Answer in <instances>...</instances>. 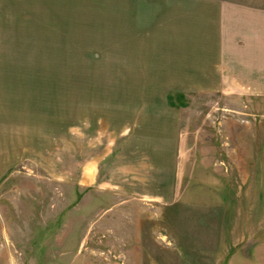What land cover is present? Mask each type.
<instances>
[{
  "label": "rangeland",
  "instance_id": "374dc122",
  "mask_svg": "<svg viewBox=\"0 0 264 264\" xmlns=\"http://www.w3.org/2000/svg\"><path fill=\"white\" fill-rule=\"evenodd\" d=\"M213 1L45 0L10 33L0 104L28 140L0 264H264V93L168 91L156 68Z\"/></svg>",
  "mask_w": 264,
  "mask_h": 264
},
{
  "label": "crops",
  "instance_id": "0c3cea01",
  "mask_svg": "<svg viewBox=\"0 0 264 264\" xmlns=\"http://www.w3.org/2000/svg\"><path fill=\"white\" fill-rule=\"evenodd\" d=\"M44 2L0 0V98L5 97L6 102L10 33L14 29H38L39 22L43 28L44 17L42 14L39 18V8L43 13ZM184 13L179 22H189L185 31L190 36L171 38L168 43L171 48L165 50L171 51L172 56L162 58L156 66L157 70L165 71L163 75L176 74L182 78L183 88L168 91L264 93V1L217 0ZM28 38L21 37L19 43H29ZM6 104H0V179L9 168L20 164L28 140L23 135L20 117L15 121L12 115L9 120ZM185 250L176 251L177 264H191L185 259V252H189Z\"/></svg>",
  "mask_w": 264,
  "mask_h": 264
}]
</instances>
